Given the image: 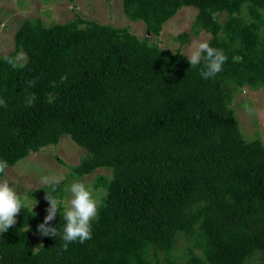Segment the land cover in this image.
<instances>
[{"label": "trees", "instance_id": "1", "mask_svg": "<svg viewBox=\"0 0 264 264\" xmlns=\"http://www.w3.org/2000/svg\"><path fill=\"white\" fill-rule=\"evenodd\" d=\"M184 6L195 12L176 39L202 31L227 56L214 78L149 38ZM121 10L144 36L78 14L25 18L0 54V160L67 135L85 151L58 159L61 201L70 177L108 171L91 183L101 193L90 240L65 250L60 235L40 234L43 185L42 213L24 204L0 233V264H264V142L241 135L230 106L243 86L264 88V0H121ZM64 224L61 206L49 226Z\"/></svg>", "mask_w": 264, "mask_h": 264}, {"label": "rangeland", "instance_id": "2", "mask_svg": "<svg viewBox=\"0 0 264 264\" xmlns=\"http://www.w3.org/2000/svg\"><path fill=\"white\" fill-rule=\"evenodd\" d=\"M194 12L195 10L191 7H181L162 25L158 36H149V38L164 50L173 52L178 48L182 54L187 53L195 41L207 40L209 36L200 31L196 36L189 34L187 42L180 43L176 39L178 33L189 31ZM74 14L115 27H127L138 37L146 34L143 22H132L126 16L124 17L121 0H0V54L12 50L14 31L23 19L39 18L44 25H47L72 19ZM222 19L223 16H220L219 20ZM22 60L23 57L18 55L17 62ZM230 106L241 135L245 139H259L264 142V88L252 89L243 86L233 94ZM247 109H251V112ZM84 151L67 135H62L56 145H48L36 152H29L26 157L9 166L6 174H3L0 179H7L17 189L24 204L32 211L41 214L44 200L36 193V190L43 186L39 182L40 178L45 175L56 180H61L65 176L69 177L68 167L65 165L77 163ZM96 173L106 174L108 171L96 169L89 175L79 178L70 177V182H83L93 198L97 200L101 191L91 188ZM70 198V193H67L62 200V210L67 206ZM35 200L37 204L32 209L31 206Z\"/></svg>", "mask_w": 264, "mask_h": 264}, {"label": "clouds", "instance_id": "3", "mask_svg": "<svg viewBox=\"0 0 264 264\" xmlns=\"http://www.w3.org/2000/svg\"><path fill=\"white\" fill-rule=\"evenodd\" d=\"M186 57L192 68H197L203 63L200 75L204 79L214 78L223 70V65L227 56L222 49L210 46L207 40H199L193 43L192 48L182 54ZM5 62L14 65V61L9 57H4ZM29 85L34 86V81H28ZM32 99H28L27 105H31ZM0 106L7 107L6 102L0 99ZM251 112V109H247ZM6 160H0V174H6L8 169ZM40 184L50 188L46 190L45 199L48 201L47 215L44 221L37 226V230L43 236H61L62 247L67 250L72 242L79 241L84 243L92 238V221L98 216L99 201L94 199L90 190L83 182L74 181L67 186L64 191L70 193V200L63 209V219L65 224L62 233L58 232L55 226H49V222L54 220L57 212L61 215V205L63 201L54 197L58 189L59 181L47 175L40 178ZM35 203L31 206L33 207ZM24 208V201L21 199L17 189L7 180L0 179V233H5L9 228L16 224L17 215Z\"/></svg>", "mask_w": 264, "mask_h": 264}]
</instances>
